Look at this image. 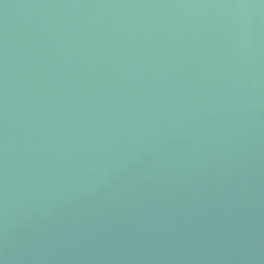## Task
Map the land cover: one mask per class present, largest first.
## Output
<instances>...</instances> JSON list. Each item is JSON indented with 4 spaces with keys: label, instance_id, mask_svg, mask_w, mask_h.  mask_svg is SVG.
I'll use <instances>...</instances> for the list:
<instances>
[{
    "label": "water",
    "instance_id": "obj_1",
    "mask_svg": "<svg viewBox=\"0 0 264 264\" xmlns=\"http://www.w3.org/2000/svg\"><path fill=\"white\" fill-rule=\"evenodd\" d=\"M0 264H264V0H0Z\"/></svg>",
    "mask_w": 264,
    "mask_h": 264
}]
</instances>
